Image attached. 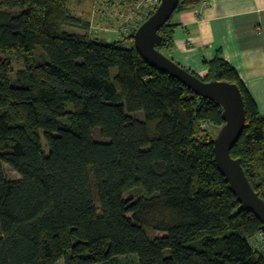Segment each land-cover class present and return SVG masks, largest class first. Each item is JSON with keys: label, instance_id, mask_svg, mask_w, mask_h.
I'll use <instances>...</instances> for the list:
<instances>
[{"label": "trees", "instance_id": "obj_1", "mask_svg": "<svg viewBox=\"0 0 264 264\" xmlns=\"http://www.w3.org/2000/svg\"><path fill=\"white\" fill-rule=\"evenodd\" d=\"M69 3L0 0V264H264L262 223L214 161L222 107L134 48L154 12L108 43L65 30L88 27ZM170 19L156 47L168 58ZM199 79L239 88L245 126L230 156L264 200V116L221 58Z\"/></svg>", "mask_w": 264, "mask_h": 264}, {"label": "crops", "instance_id": "obj_2", "mask_svg": "<svg viewBox=\"0 0 264 264\" xmlns=\"http://www.w3.org/2000/svg\"><path fill=\"white\" fill-rule=\"evenodd\" d=\"M169 58L199 78L221 58L232 66L264 116V0H199L171 16Z\"/></svg>", "mask_w": 264, "mask_h": 264}, {"label": "water", "instance_id": "obj_3", "mask_svg": "<svg viewBox=\"0 0 264 264\" xmlns=\"http://www.w3.org/2000/svg\"><path fill=\"white\" fill-rule=\"evenodd\" d=\"M179 2L160 0L154 13L132 35L134 48L150 66L178 80L195 95L222 107L225 123L213 140L215 164L237 201L262 223L264 230V200L253 191L239 161L230 156L245 126V108L239 88L222 81L204 82L156 49L162 40L158 32L174 14Z\"/></svg>", "mask_w": 264, "mask_h": 264}, {"label": "rangeland", "instance_id": "obj_4", "mask_svg": "<svg viewBox=\"0 0 264 264\" xmlns=\"http://www.w3.org/2000/svg\"><path fill=\"white\" fill-rule=\"evenodd\" d=\"M148 0H112L105 2L102 0H70V13L79 18L83 24H88L85 28L66 27L65 30L75 34H89L92 38L101 39L105 42L112 43L122 41L125 36L135 28L136 19L144 18L143 12L148 7ZM134 23V26L132 24ZM14 71L21 70V66L14 63ZM15 80V76L12 77ZM136 116V115H135ZM140 118V115L137 114ZM212 137L215 131L212 128L208 130ZM47 152V148L44 146ZM4 173L8 180H16L19 176L13 172L7 165H4ZM136 194L125 196L126 201L136 199ZM149 237H160L163 233L148 232ZM121 264H135L138 259L136 255H125L118 257ZM59 264H63L60 262Z\"/></svg>", "mask_w": 264, "mask_h": 264}, {"label": "built area", "instance_id": "obj_5", "mask_svg": "<svg viewBox=\"0 0 264 264\" xmlns=\"http://www.w3.org/2000/svg\"><path fill=\"white\" fill-rule=\"evenodd\" d=\"M159 4H160V0H148L149 6L143 12V15L146 16L148 13L154 12L156 10V8L159 6ZM142 20H143V18L141 20L136 19L135 25L137 26V24ZM132 26H134V23L132 24ZM255 246H256V248H259L260 250H264V234L263 233L259 234L258 241L256 242Z\"/></svg>", "mask_w": 264, "mask_h": 264}]
</instances>
